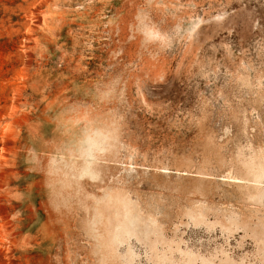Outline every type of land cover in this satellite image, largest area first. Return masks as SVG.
Here are the masks:
<instances>
[{
  "label": "rangeland",
  "instance_id": "obj_1",
  "mask_svg": "<svg viewBox=\"0 0 264 264\" xmlns=\"http://www.w3.org/2000/svg\"><path fill=\"white\" fill-rule=\"evenodd\" d=\"M262 135L264 0H0V264H264Z\"/></svg>",
  "mask_w": 264,
  "mask_h": 264
},
{
  "label": "snow or ice",
  "instance_id": "obj_2",
  "mask_svg": "<svg viewBox=\"0 0 264 264\" xmlns=\"http://www.w3.org/2000/svg\"><path fill=\"white\" fill-rule=\"evenodd\" d=\"M161 23H163L161 21ZM148 38L155 40L159 39L158 34L156 33H148ZM81 111L80 105H69L60 115L59 120L62 124V126L65 129H71L76 127L78 124H80L82 118L79 117V113ZM65 117H70V119H65ZM260 143L264 145V135L260 138ZM93 148H95L97 151H103L104 149L100 147L99 145H93ZM91 159H95L94 156L91 157ZM236 165L240 168L241 172L244 174H250L251 173V167H250V161L246 162L244 158L236 159L235 160ZM91 179V180H97L99 179L96 169L89 166L85 167L81 173H80V179ZM199 226V225H197ZM121 251H124L122 248ZM138 264H143V261L138 262Z\"/></svg>",
  "mask_w": 264,
  "mask_h": 264
},
{
  "label": "clouds",
  "instance_id": "obj_3",
  "mask_svg": "<svg viewBox=\"0 0 264 264\" xmlns=\"http://www.w3.org/2000/svg\"><path fill=\"white\" fill-rule=\"evenodd\" d=\"M65 119H70V117H65ZM66 130H68V131H71V129L69 128V129H66Z\"/></svg>",
  "mask_w": 264,
  "mask_h": 264
}]
</instances>
